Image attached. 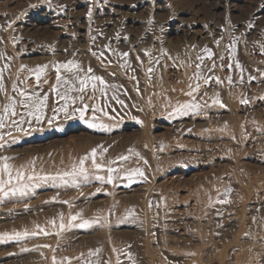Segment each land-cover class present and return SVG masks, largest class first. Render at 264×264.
Instances as JSON below:
<instances>
[{"label":"rangeland","instance_id":"obj_1","mask_svg":"<svg viewBox=\"0 0 264 264\" xmlns=\"http://www.w3.org/2000/svg\"><path fill=\"white\" fill-rule=\"evenodd\" d=\"M104 45L116 54L105 51L112 62L101 67L89 49ZM262 53L264 0H0L7 93L20 81L35 89L32 70L47 65L37 91L49 96L41 121L7 129L0 156L14 158L13 174L31 173L33 161L36 173L62 174L93 148L103 165L94 169L90 157L87 181L0 203V264H53L54 256L56 264H238L244 253L243 264H264ZM198 56L216 67L197 77ZM69 60L122 86L123 106L108 92L111 106L97 99L103 111L90 108L84 120L53 113L65 103L52 91L56 67ZM197 83L193 100L186 94ZM184 103L200 108L176 112Z\"/></svg>","mask_w":264,"mask_h":264},{"label":"snow or ice","instance_id":"obj_2","mask_svg":"<svg viewBox=\"0 0 264 264\" xmlns=\"http://www.w3.org/2000/svg\"><path fill=\"white\" fill-rule=\"evenodd\" d=\"M46 2L51 6V0H46ZM106 2V0H105ZM34 7V6H33ZM66 7V6H65ZM89 17L92 16V10L89 8V11L87 13ZM251 27V25H250ZM93 43H95V37L92 38ZM223 37L216 40L217 46L220 44V40H222ZM105 51L110 52L111 54L115 55V50L111 49L110 45H104L102 49L99 50H93L89 49V52L93 57H95L97 60L100 61L101 67H105V60L108 61V63H111L109 57H106ZM204 51L207 53L208 58L210 59L213 55L212 51L208 48H205ZM147 55V53H145ZM264 54V53H262ZM122 57H128L130 53L124 52L120 54ZM0 58H3V54H0ZM139 59V57H137ZM197 59L200 61V63L196 64V68L199 70L196 75L199 77L200 73L207 70L212 71L216 65L215 62H213L212 68H208L207 65H204V56H198ZM224 57L221 56L220 60L223 61ZM127 61L121 67L125 68V71H127ZM7 67L5 66L3 68H0V93H4L3 98H0V140H4L5 135L11 136L12 133L7 131L9 128H16L18 131H24V125L28 124L29 127L32 125V120L34 119L36 122H39L42 120L44 116V109L48 108V100L49 96L47 94L41 95L37 89H40V81H41V75L45 72L47 65L44 66H37L36 69L32 70L35 79L37 81L36 88L33 90H26L22 88L20 85L23 84V81H20L19 84H13L12 85V92L16 93V95H9L7 93V89L4 83L5 77L4 72L6 71ZM25 66H21L22 70ZM220 67H223V64L220 65ZM61 68H63L65 71L62 73ZM149 72H152L153 69L150 67L148 69ZM56 80H57V87L53 88L52 91L56 93V95L59 97L60 100L65 101V103L60 107H52L53 113H59L64 112L66 115H68L70 118L74 113L79 112L80 116L79 118L81 120H84L85 113L91 108L92 111L95 112H101L103 111V108L96 107L95 101L97 99H101L104 107H110L107 103L109 97L108 92H112V95L110 97L111 100L116 101L121 106H123L124 101L119 99V92L122 86H116L114 84H111L107 82L104 77L101 75L95 74L94 69L89 66L87 68H84L81 66L80 63H77L73 60L67 61V63H64L58 67H56ZM111 75H115V73H111ZM31 77H29L30 79ZM132 79H136L135 76L131 77ZM217 82H222L217 77ZM47 81H45L46 83ZM229 83H231V78H229ZM191 87V86H190ZM199 83L196 84L195 88L192 89V91L188 92L186 95L193 97V100L195 97L193 96V92L199 91ZM89 91H91V96L89 97L93 103L90 105L86 102V96H88ZM99 92L100 96L98 97L96 93ZM71 93H75V95H70ZM79 101V105L72 107L71 112H69V107L71 102L72 105H76V102ZM245 101H242L244 103ZM213 103H221V101L214 100ZM200 105L197 103H184L181 104L175 111L187 115L189 112H191L193 109H199ZM107 115V113H104ZM31 118V119H28ZM91 127H96V124H91ZM103 127V125H101ZM4 145L0 144V148H2ZM104 151H107V149H104ZM97 156V149L93 148L90 152V154H85L82 158L79 159L78 165H73V168L71 171L63 172L62 174H56V175H48L44 174L41 175L39 173L35 172V161L32 162L33 171L31 173H26L25 171H22L20 169L15 170V174H13V170L10 167L9 161L14 159L13 157H7V156H0V203L5 202L6 199L12 198V197H26L29 195L32 188L41 187L42 185H46L51 183L52 186L56 187L60 184L64 186H68L69 184L76 185L77 177H83L85 181L88 180L87 170L85 168V162L89 160L91 157L92 166L94 169H101L103 165L96 161L95 157ZM121 160L127 159V157H120ZM108 176L106 183H112L114 180V176L112 173L115 171L112 167L107 168ZM139 174L142 175L139 169L133 170ZM6 177V178H5ZM71 178V179H68ZM97 180L104 181V177L97 176ZM222 202V201H221ZM66 203V202H65ZM77 219V216H72L71 220L75 221ZM55 226V221L52 222ZM88 221L85 220L83 223L79 225L80 228H85L88 225ZM61 230L64 229V224H60ZM42 232H44L43 229H41ZM35 235L36 233H32ZM45 235H49L51 233L44 232ZM25 236L28 235L27 232L24 234ZM21 236L20 233H16L14 237H8L9 239H19ZM3 237H0L2 239ZM43 247H49L47 245ZM22 251L27 252L28 249H23ZM98 251V250H97ZM53 264H56V258L53 257Z\"/></svg>","mask_w":264,"mask_h":264},{"label":"bare ground","instance_id":"obj_3","mask_svg":"<svg viewBox=\"0 0 264 264\" xmlns=\"http://www.w3.org/2000/svg\"><path fill=\"white\" fill-rule=\"evenodd\" d=\"M244 254H245V255H244ZM244 254L242 255L241 258H238V259H237L238 264H243V263H245V262L247 263V260H248L249 258L247 259V257H246V256H247L246 253H244ZM57 256H58V255H57ZM54 257L57 259L59 256H58V257L54 256ZM61 257H62V256H61ZM66 258H67V257H66ZM66 258H65V260H66ZM59 259L61 260L62 258L59 257ZM66 261H67V260H66ZM56 262H59V261L57 260ZM45 263H46V262H45Z\"/></svg>","mask_w":264,"mask_h":264}]
</instances>
